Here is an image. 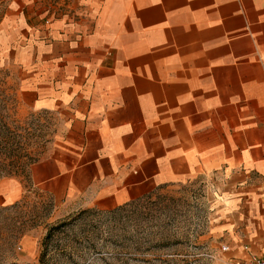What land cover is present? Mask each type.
<instances>
[{"label":"crops","instance_id":"0c3cea01","mask_svg":"<svg viewBox=\"0 0 264 264\" xmlns=\"http://www.w3.org/2000/svg\"><path fill=\"white\" fill-rule=\"evenodd\" d=\"M47 4L0 0V68L60 121L34 185L113 209L217 174L254 185L231 200L251 224L237 226L264 231V0ZM246 245L238 258L264 257V235Z\"/></svg>","mask_w":264,"mask_h":264},{"label":"rangeland","instance_id":"374dc122","mask_svg":"<svg viewBox=\"0 0 264 264\" xmlns=\"http://www.w3.org/2000/svg\"><path fill=\"white\" fill-rule=\"evenodd\" d=\"M78 1L47 5L71 14ZM59 131L54 113L25 102L15 70L0 68V264H233L264 235L237 226L251 224L231 200L254 185L228 184L217 174L164 185L113 209L59 203L32 178Z\"/></svg>","mask_w":264,"mask_h":264},{"label":"built area","instance_id":"2783aa9c","mask_svg":"<svg viewBox=\"0 0 264 264\" xmlns=\"http://www.w3.org/2000/svg\"><path fill=\"white\" fill-rule=\"evenodd\" d=\"M245 249L247 250L248 248L245 247ZM223 250L229 251V246H223ZM232 263L233 264H264V257H259V256L253 255L247 260H240V261H235Z\"/></svg>","mask_w":264,"mask_h":264}]
</instances>
